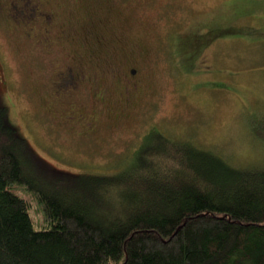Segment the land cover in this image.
<instances>
[{
  "label": "rangeland",
  "instance_id": "374dc122",
  "mask_svg": "<svg viewBox=\"0 0 264 264\" xmlns=\"http://www.w3.org/2000/svg\"><path fill=\"white\" fill-rule=\"evenodd\" d=\"M263 26L264 0H0L2 102L38 154L66 171L129 166L150 132L260 165ZM79 61L85 81L60 80Z\"/></svg>",
  "mask_w": 264,
  "mask_h": 264
},
{
  "label": "trees",
  "instance_id": "16d2710c",
  "mask_svg": "<svg viewBox=\"0 0 264 264\" xmlns=\"http://www.w3.org/2000/svg\"><path fill=\"white\" fill-rule=\"evenodd\" d=\"M260 161L150 132L129 166L62 170L0 94V264H264Z\"/></svg>",
  "mask_w": 264,
  "mask_h": 264
},
{
  "label": "flooded vegetation",
  "instance_id": "af4514ba",
  "mask_svg": "<svg viewBox=\"0 0 264 264\" xmlns=\"http://www.w3.org/2000/svg\"><path fill=\"white\" fill-rule=\"evenodd\" d=\"M23 12H24V9H23ZM91 21H88L89 23L87 22L86 25H89ZM63 35L65 37H68L69 36V33L67 31H64L63 30ZM78 42H80V41H78ZM81 44H82L83 48H88L87 51L89 53H91L90 54L91 56H92V52L99 51L98 48L95 47V43H92V45H91L90 43L89 44H85L82 41ZM98 56H99L98 58H100V62L97 63L99 60H96L95 61V63H97V66H96L97 68H95V70L93 71L92 75L87 76V78L89 80H91L92 83H94V84H96V82H97V80L99 78H102L103 73H104V70H105L104 69V64L107 62V60H106V58L104 56L103 51H100V53L98 54ZM101 62L103 63V66H102V68L99 69ZM61 74H63V75H61V79L60 80H63V79H65L67 77V80L66 81H68L69 84H76V86H74V87L79 86L81 83H83L85 81V78H86V76L84 75V71L82 69V62L81 61H79L75 65H71L68 68V71L67 72H62ZM80 80H81V82H80ZM61 90H64V89H61ZM64 91H68V90H64Z\"/></svg>",
  "mask_w": 264,
  "mask_h": 264
}]
</instances>
